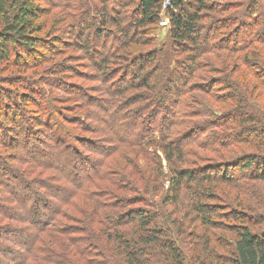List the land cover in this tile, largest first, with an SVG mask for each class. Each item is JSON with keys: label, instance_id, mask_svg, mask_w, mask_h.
I'll return each mask as SVG.
<instances>
[{"label": "trees", "instance_id": "1", "mask_svg": "<svg viewBox=\"0 0 264 264\" xmlns=\"http://www.w3.org/2000/svg\"><path fill=\"white\" fill-rule=\"evenodd\" d=\"M44 1L0 0V64L15 69L19 83L25 80V72L32 71V75L52 76L51 85L65 86L67 79L72 78L67 74L71 67L65 56L67 48L82 51L90 69L96 71L94 77L97 74L98 80H95L100 83L99 92L107 99L95 104V108L106 114L100 119L106 125L102 134L112 137L113 133L116 142L129 147L159 146L161 163L163 160L168 164L180 161L190 168L170 166L169 185L164 190L157 173L146 178L136 169L129 172L121 167L112 169L122 163L128 165L124 159L127 155L110 146L109 140L99 139L97 135L101 132L98 130L88 128L86 133L91 136L75 140L55 122L53 125L57 128L52 127L54 132L50 129L48 144L44 148L30 145L26 153L42 172L51 170L56 175L57 186L50 185L52 183L46 178L40 184L35 179L31 183L5 168L3 172L0 170V196H5L0 202V221L3 218L17 223L5 224L8 228L0 227L4 232L0 238V264H185L182 251L170 235V223L177 224V218L171 220L175 211L159 215L155 208L149 213L135 207L147 205V195L151 191L154 195H163L162 207L176 206L180 192L186 186L196 189L189 206L196 213V219L199 218V225L208 233L203 245L202 239L192 233L191 248L196 254L191 264H264V229L257 228L263 222H255L243 210L225 211L220 206L202 202L208 187L218 191L221 185L237 187L232 183L233 178L236 182L246 176L264 178V26L240 22L234 30V38L215 41L218 31L227 28L231 20L217 21L218 24H213L210 32L202 36V22L215 11L213 5L207 4V0H171L167 16L170 47L176 55L187 54L188 60L179 70L170 71L168 49L162 52L161 62H155L157 54L154 52L123 53L142 44L138 33L151 34L159 19L162 0H119L114 15L106 4L108 0H96L100 3L96 18L89 16L91 9L86 7L87 11L81 12L83 17L79 16L82 18L75 25L78 28H69V32H65L69 37L63 41L53 40L52 34L59 31L56 28L44 38L39 37L45 26L43 22L38 24V20L47 14L41 4ZM129 7L133 9L132 13L127 10ZM65 8L70 12L75 9L71 3ZM248 9L249 16L260 7L257 9L254 1L249 3ZM62 13L64 9L59 4L51 16L55 19V15ZM239 31L246 35L242 42ZM225 53L238 56L233 60V56ZM232 60L235 65L241 62L244 67L242 72L238 67L233 68L234 74L240 73L241 84L229 78L232 73H225ZM158 70L162 74L156 81ZM211 72L221 74L220 80L205 82L207 78L203 73ZM191 79L197 82L189 84ZM249 81L255 84L252 89ZM153 82L156 83L154 87ZM60 85L58 89L68 91ZM203 86L210 92L216 89L224 93L215 101L228 108L214 122L202 121L195 127L191 121L202 115L190 109L198 103L182 97L189 90H200ZM130 91L140 93L129 97ZM248 95L262 100L261 106H246ZM43 96L31 79L30 89L21 94L24 106L37 109L49 105V101L41 102ZM11 98L8 95L2 97V105L0 101V138L6 142L14 140L7 134L15 131L8 126L10 121L20 124L16 118L18 110L10 106ZM137 103V108L124 110ZM56 112L49 107L45 122L56 119L53 116L57 117ZM44 120L34 116L32 124L44 125ZM47 122L46 129L50 127ZM228 124L236 126L231 134L220 136L209 132V129H223ZM19 127L16 131L22 133L23 126L20 124ZM178 127L184 129L183 133L174 132ZM4 130L6 134H3ZM96 144L100 146L96 147ZM192 146L196 148H189ZM243 147L255 150L232 157ZM83 148L91 154L101 150L98 156L95 155L100 158L82 161ZM212 153L217 158H231L211 170V163L204 162H213ZM115 155L118 165L112 158ZM91 186L96 191L88 193ZM117 192H131L137 196L118 199L115 198ZM226 203L234 204L238 209L245 207L234 200ZM213 216H217V220ZM63 219L75 226L60 224ZM221 220L223 224L217 222ZM130 227L134 230L126 232ZM210 230L227 231L231 235L230 242L221 246L214 235H210ZM7 239H12L11 247ZM216 246L223 247V252H217Z\"/></svg>", "mask_w": 264, "mask_h": 264}, {"label": "rangeland", "instance_id": "2", "mask_svg": "<svg viewBox=\"0 0 264 264\" xmlns=\"http://www.w3.org/2000/svg\"><path fill=\"white\" fill-rule=\"evenodd\" d=\"M117 1L119 0H108V2H106L107 6H110L112 10L111 12L112 15H114L115 12L114 10L117 7L118 4ZM167 1L168 0H162L159 19L154 29H152V32H150L151 34L142 35L138 33L137 36L142 37L141 38L142 44L132 47V50L128 49V51H123V53L132 54L133 53L132 51H134L136 53L147 54L154 52L157 54L155 62L158 61L161 62L162 61L161 58L164 56V55L161 56L162 52L168 49L171 58L170 62L168 63L169 64L168 68L170 71H177L179 70V67H183V65L186 64V61L188 60L187 59L188 55L187 54L176 55L172 53V49L169 43L170 25L167 17L169 5L164 7L165 5H167ZM254 1L257 4V9L258 7H260V9H258L256 12L249 14L250 16L249 17L247 15L249 10L248 9L249 3ZM68 3L69 4L71 3L72 6L75 7V9L71 12L70 10L65 8V5H67ZM206 3L209 4L210 6L213 5L215 11L210 12L208 15L209 17L203 20L202 36H206L205 34H208L210 32L209 30L217 23V21L220 20L227 21L228 19L231 21L228 22L229 25L227 23L226 25L227 28H222L218 31V37L214 39L215 41L218 40L220 41L225 38L229 39L230 37L234 38L235 37L234 30L239 25L240 22H244V23L254 22L255 25L262 24L264 26V0H207ZM41 4L42 6H44V8L47 9L46 12L47 14L38 20V24L43 22L45 26L44 30L40 33L39 37L44 38L45 36H47V34H51L50 32L52 28H56L59 31H56L54 34H52V36H54L53 40L62 39V41L66 40L65 38L69 37L65 33V32H69V28L71 30L72 29L75 30L78 28L75 25L77 24V21L78 20L80 21V19L83 17L82 15L83 13L81 12L87 11L86 7H90L91 9L89 11L90 14L89 16L91 18H96L97 16L96 11L100 6V3L96 0H45ZM59 4L64 9V13H62V15L61 14L55 15V19H54V16L51 15L56 12ZM221 8H224L225 10H222ZM127 10L129 11V13H132L133 11L131 7H129ZM81 15L82 17L79 18V16ZM55 22L57 23L55 24ZM53 24L55 25L54 27H52ZM245 37L246 35H244L242 31H239V40L241 42L245 40ZM145 40H148V42H146ZM50 46H52L51 42H50ZM57 46L58 48H61V44H58ZM225 55L233 56L232 57L233 60L235 59V57L238 56L236 54H226V53ZM65 56H68V59L66 60H69L71 64L70 65L71 67H69L67 70V74L72 78L67 79L66 82L68 83L65 86L62 85L63 87L59 83H55V85H51L50 82L53 78L52 76L45 74L32 75L31 74L32 71L25 72L24 73L25 80L19 83L17 79H19L20 77H17L18 73L15 71V69L11 67L7 68L3 64H0L1 105L3 103L2 97L6 95L11 96L12 100L10 106L13 107L15 110L16 109L18 110L16 117L17 122H19L21 126H23L22 133H18L16 130L20 128L19 127L20 124L14 123V121H10L11 124H9L8 126L10 128H14L15 131H12V133L9 132L7 134L11 139L14 140H10V141L8 140V142H6L7 141L6 139L0 138V170L1 171L2 169L5 168L6 170L12 172V175L14 174V176H21L24 180L28 182L31 181V183H32V179H35L40 184L41 182L45 181L44 178H46L49 182L52 183L50 185L57 186V184L59 183L56 182V178H57L56 175L51 170L45 173L42 172L40 169H38L36 166L33 165V161L26 153L27 151L29 152L30 145L44 148L48 144L47 143L48 139L51 138L50 129H52V127L53 128L55 127L56 129L57 125L62 126L65 134H67L69 138L71 139L74 138L75 140H80L79 137L81 136H91L90 133L88 132L86 133V130H88V128L89 130L90 128L91 129L94 128L95 130H98L99 133L101 132L99 135H97L99 139L109 140L108 141L109 144H112L110 146L116 147V149L119 152L120 150H122V152H125V154L127 155L126 157H124V159L127 160L128 165L122 163L121 166H119L115 162L116 155L113 156L112 158H114V162L118 166L111 167L112 169L121 167V168H126L127 172L136 169L137 171H141V173H144L146 178L157 173L160 175V176L158 175L159 182H162V187L164 188V190L169 185L168 183L169 172H171L170 170H172V168L174 169L190 168L188 167L189 165L182 164L180 161H175L173 164H168L166 163V161L163 160L161 163L162 154L159 146L149 145V146H141V147L140 146L129 147L127 145L119 144L118 142H116L115 135L113 133H112V137H110V135H103L102 132L106 131V125L100 119L103 118V116H105L106 114L102 113L101 109L95 108V104H100L98 100L104 101L107 99L104 95H102L99 92L101 86L100 83L97 81L98 80L97 74L96 77H94L96 71L90 69L87 56L85 57L83 52L78 49L67 48V52L65 53ZM233 60L232 63L229 62V64L227 65L229 68L226 70L225 73L227 75H229V73L230 74L232 73L233 76L230 75L229 78L241 84L242 78L238 77L240 73L234 74L233 68L238 67L242 72L244 67L242 66L241 62L235 65ZM151 69L152 66L150 67L149 70ZM160 74H162L161 70H158L155 73L156 81H158V78H160ZM203 74H205V78L208 79V80L206 79L205 82H209L210 80L219 81L221 78V74L216 72L203 73ZM15 77H17V79ZM64 77L66 76L64 75ZM95 78H97V80H95ZM30 79L31 81H33L35 88L38 89L39 91L41 90V94L44 95L41 98V102L49 101L48 106H43V108L41 109L40 108L37 109L34 106L30 107V105L24 106V102H22L21 94L22 92L28 90V88L30 89ZM195 82L197 81L191 79L189 81V84H193ZM249 82H250L249 87L250 89H252L255 86V84L253 81H249ZM19 84H22V86ZM152 84L154 87L156 83L154 84L153 82ZM59 85L60 88L62 89L65 88L68 91L67 92L61 91L60 89H58ZM140 91H130L128 92V94L131 95L128 96L130 97L139 94ZM221 94L224 93H221L220 90L214 89L213 91L210 92V89L204 87V88H200V90H192V91L189 90L185 95H183L182 97L183 99L188 98L189 100L198 103L197 105L193 104L192 105L193 109L190 110L199 111V114L202 115L199 118H195L191 121L193 122L192 126L195 125L196 127L202 121L212 122L213 120L215 121L217 118L222 116L223 111L226 110V108L228 107L226 106V104L217 103L215 101V98L220 96ZM249 97L251 96L248 95V99H246V106H251V105L252 106L255 105L257 107L261 106L262 100L258 98L256 99L255 96H252L251 98ZM182 98L180 97L179 102H181ZM83 99L85 100L83 101ZM38 100H40V98ZM142 102H138V103H142ZM138 103L135 104L134 106L127 107L124 110H133L134 108H137ZM199 104H202V106H200ZM49 107L51 109L53 108L58 113L56 112L57 117L53 115L54 118L56 119L52 118L51 121L48 122L46 121L47 123H49L50 126L49 128L46 129L45 127L47 126V124L44 118L47 116V110ZM34 116L35 117L40 116L41 118H43L44 125H33L32 120ZM55 122L57 123V125H53ZM259 123L260 122H258V125ZM234 128H236L235 125L228 124L223 129L220 127L216 129H209V132L223 136L226 134H231L233 132L232 129ZM55 129H52L53 130L52 132H54ZM183 131L184 129L181 127L180 128L178 127L176 129L174 128V132L176 134L183 133ZM6 132L7 131L3 132V134H6ZM26 135L28 136V138H25ZM108 142L104 144L107 145ZM7 143L10 145L7 146L6 145ZM76 143L78 144L79 142L77 141ZM95 146L99 147L100 145L96 144ZM73 148L74 149L77 148L76 145H73ZM189 148H196V147L192 146ZM127 150L129 152H126ZM254 150L255 149H252L250 147H243V149H239L232 157L239 156L240 154L246 151L252 152ZM100 151L93 153L94 154L93 155L90 153L91 152L90 150L83 148L82 149L83 155L81 156L82 157L81 159L82 161H86V162L95 161L96 159L100 158V156L96 158V156H98L97 153H99ZM205 154L210 156L209 152H206ZM213 155L214 154L212 153L211 156L215 157L213 162L212 161L204 162L205 164L211 163L212 165L211 170H214L216 166H219L220 162L222 163L227 162L223 160L231 158V157L217 158L216 156ZM170 166H172V168ZM161 169L163 170L161 171ZM248 177L249 176H246L245 179L238 182H236L237 179L233 178L232 183L233 184L236 183L237 187H232V185H228V186L221 185L220 186L221 190L218 191L217 190L211 191L208 187L206 191L204 190L205 197L202 196L204 197V199H202V202L204 204H209L211 206H215V205L220 206L222 210L225 211L243 210V213L250 215L255 222L259 220L263 222L257 228L264 229V178L251 179ZM97 182L98 181H96L95 183ZM34 188L38 189V186L37 187L35 186ZM98 190H101V187H98ZM150 190L151 189H149L148 191ZM95 191L96 189H93V187L91 186L90 191H88V193ZM152 192L153 191L149 192V194L147 195V205L145 203L144 207L141 206L135 208L144 209L145 212H149V213H153V211L156 209L158 210L159 215L161 214L164 215L165 212H170L171 210L175 211L171 220L177 218L176 219L177 224L170 223V227H171L170 235H172V238L174 242H176L177 247L182 251L183 256L186 259L185 264H191V262L195 261L194 255L196 254L192 251L191 248L192 233H194L195 235L199 236L200 239H202L201 245L204 244L205 238L208 236V233L204 231L203 226L199 225L200 224L198 221L199 218L196 219L197 218L195 215L196 213L193 212V210H191V207L189 206L191 204L192 195L194 194V192H196L195 187L193 186L183 187L180 192L178 204L176 206L169 207L168 209H166V207H162V205L160 204L163 195H161V193L159 195H154V193ZM41 193L48 194V192H43V191H41ZM207 193H209L210 195H208ZM134 196L137 195L131 192H117L115 198L129 199V198H133ZM98 197L102 200L104 199L101 198L100 193H98ZM1 198H5V196L4 195L0 196V202L2 203L3 199ZM231 200H234V202L236 203L241 202L242 204H244L245 207L238 209V206L235 207L234 204L229 206L230 204L226 202H230ZM216 217L217 216H213L212 218L214 220H217ZM217 222L219 223L222 222V224L224 223L223 220ZM8 223L12 225L17 224L15 221H9L2 218V221H0V227H5L6 225H10ZM60 224H64V225L68 224L69 226H75V223H70V222L67 223L64 219L63 221L60 220ZM196 226L199 227L196 229ZM25 229H27V226L25 227ZM131 230H134V228L132 229L130 227L129 230H126V232L129 233ZM1 232L2 231H0V233ZM3 234L4 232L1 233L0 238L2 237ZM211 234L214 235V238L217 240L219 244H221V246H226V243L230 242L231 235H229L227 231L210 230V235ZM7 241L10 244L9 246L11 247V244H13L12 239H10V241L7 239ZM216 251L222 253L223 247L216 246Z\"/></svg>", "mask_w": 264, "mask_h": 264}, {"label": "built area", "instance_id": "3", "mask_svg": "<svg viewBox=\"0 0 264 264\" xmlns=\"http://www.w3.org/2000/svg\"><path fill=\"white\" fill-rule=\"evenodd\" d=\"M170 2H171V0H168V1H167V5H165L164 7H166V6H168V5H169V7H170Z\"/></svg>", "mask_w": 264, "mask_h": 264}]
</instances>
